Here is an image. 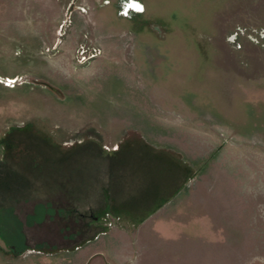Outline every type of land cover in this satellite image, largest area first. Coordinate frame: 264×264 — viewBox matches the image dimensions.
<instances>
[{"label": "rangeland", "instance_id": "rangeland-1", "mask_svg": "<svg viewBox=\"0 0 264 264\" xmlns=\"http://www.w3.org/2000/svg\"><path fill=\"white\" fill-rule=\"evenodd\" d=\"M118 3L0 0V264H80L161 196L190 264H264V0Z\"/></svg>", "mask_w": 264, "mask_h": 264}, {"label": "crops", "instance_id": "crops-1", "mask_svg": "<svg viewBox=\"0 0 264 264\" xmlns=\"http://www.w3.org/2000/svg\"><path fill=\"white\" fill-rule=\"evenodd\" d=\"M138 1L143 4L145 13L146 0ZM144 13L134 16H142ZM173 198L169 200L161 196L160 203L152 207L151 201H147L148 209L125 213L123 218L129 220V223L116 226L95 248L89 247L79 252L77 257H80V264H190V260L186 259L193 252L190 238L188 236L180 244L175 231L178 228L186 229L189 222L184 221L193 217L195 212L172 209L170 206L175 202ZM115 212L120 213L118 210Z\"/></svg>", "mask_w": 264, "mask_h": 264}, {"label": "built area", "instance_id": "built-area-1", "mask_svg": "<svg viewBox=\"0 0 264 264\" xmlns=\"http://www.w3.org/2000/svg\"><path fill=\"white\" fill-rule=\"evenodd\" d=\"M129 2H136V3H139L143 6V4L141 2H139L138 0H119V3H118V16L122 17V18H125V19H130L132 16L134 15H138V14H143L144 13V6H143V11L142 12H138L134 9H129L128 10V14L127 15H124L123 14V11H124V7L127 3ZM2 83L5 87H13L14 84H15V81L14 79H5L3 80Z\"/></svg>", "mask_w": 264, "mask_h": 264}, {"label": "clouds", "instance_id": "clouds-1", "mask_svg": "<svg viewBox=\"0 0 264 264\" xmlns=\"http://www.w3.org/2000/svg\"><path fill=\"white\" fill-rule=\"evenodd\" d=\"M129 9H134V10H136L138 12H142L143 11V6L141 4H139V3H136V2H129V3H127L125 5L123 14L127 15Z\"/></svg>", "mask_w": 264, "mask_h": 264}]
</instances>
